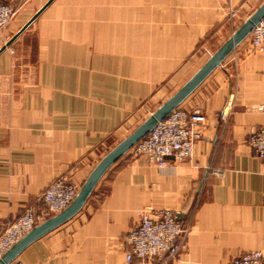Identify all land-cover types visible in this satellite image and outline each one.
I'll use <instances>...</instances> for the list:
<instances>
[{
	"label": "crops",
	"instance_id": "obj_1",
	"mask_svg": "<svg viewBox=\"0 0 264 264\" xmlns=\"http://www.w3.org/2000/svg\"><path fill=\"white\" fill-rule=\"evenodd\" d=\"M22 1L13 3H27L26 12L0 32V230L25 207L39 210L61 174L81 186L109 141L140 124L229 38L230 8L238 14L246 5L52 0L17 34L48 0ZM178 107L205 117L190 159L157 167L127 151L74 216L9 264H228L244 252L264 255V158L247 144L264 126V49L246 36ZM156 209L177 213L185 245L174 259L127 262L137 211Z\"/></svg>",
	"mask_w": 264,
	"mask_h": 264
},
{
	"label": "built area",
	"instance_id": "obj_2",
	"mask_svg": "<svg viewBox=\"0 0 264 264\" xmlns=\"http://www.w3.org/2000/svg\"><path fill=\"white\" fill-rule=\"evenodd\" d=\"M16 11L14 5L0 1V30L7 26ZM249 36L252 48L264 49V17L254 25ZM230 109L227 102L220 114L221 119L227 118ZM204 119L199 109L176 107L137 141L129 152L133 156H144L157 167L188 160L192 156L194 142L201 137L198 125ZM247 144L258 157L264 158V126L251 130ZM78 189L69 174H61L53 179L40 195L39 210L27 206L15 220L0 230V257L38 223L69 206ZM187 233V226L172 210H139L134 225L125 237V260L174 259L181 252ZM11 264L22 262L15 260ZM228 264H264V255L258 250L248 251L234 257Z\"/></svg>",
	"mask_w": 264,
	"mask_h": 264
},
{
	"label": "water",
	"instance_id": "obj_3",
	"mask_svg": "<svg viewBox=\"0 0 264 264\" xmlns=\"http://www.w3.org/2000/svg\"><path fill=\"white\" fill-rule=\"evenodd\" d=\"M48 0L17 32L19 34L27 27L39 13L51 2ZM264 17V1L259 7L232 33V35L209 57V59L167 100L158 106L146 119H144L133 131L110 149L95 165L88 177L79 187L73 201L61 212L38 223L31 231L21 237L1 257L0 264H9L17 258L20 252L31 242L51 231L74 216L91 195L98 181L107 169L130 148L144 137L158 121L163 119L198 86V84L215 68L222 60L251 32L255 24Z\"/></svg>",
	"mask_w": 264,
	"mask_h": 264
},
{
	"label": "rangeland",
	"instance_id": "obj_4",
	"mask_svg": "<svg viewBox=\"0 0 264 264\" xmlns=\"http://www.w3.org/2000/svg\"><path fill=\"white\" fill-rule=\"evenodd\" d=\"M14 0H12L11 2L8 1L10 4L14 5L16 8V4L13 3ZM264 0H255L253 2H249V0H246V5L243 6L241 8V11L239 10V13L237 14L235 9H231L229 10V13H228V21H229V26L230 28L228 29V36L230 37L232 35V33L259 7V5L263 2ZM6 2V3H8ZM25 3L24 0L22 1V4ZM27 3H25L22 7L20 6V8L18 9L17 8V11L14 15V17L12 18V20L7 24V26L3 29L0 30V32H5L7 31L8 27L10 26V24L14 21V19L20 14V11L21 10H26V8H24V6L26 5ZM22 11V12H23ZM26 12V11H24ZM27 15V14H26ZM236 25H237V28H236ZM232 27V28H231ZM235 27V28H234ZM250 34V33H249ZM249 36V35H248ZM250 37V36H249ZM154 108L153 109H150L148 112L145 113L144 117H142V120L145 118H147L152 112H153ZM141 121V120H140ZM139 125V122L138 123H135V124H132L129 126V128L126 130V131H122V133L120 135H116L115 136V139H111L109 141V145H108V148L107 150H110L112 149L119 141H121L120 139H122L123 137H126L131 131H133L137 126ZM48 186V185H47ZM80 187V186H78ZM45 190V189H44ZM43 190V191H44ZM42 194V193H41ZM26 208V207H25ZM187 237V236H186ZM186 240V239H185ZM185 245V242L183 244V246ZM183 248V247H182ZM259 251V250H258ZM261 252V251H260Z\"/></svg>",
	"mask_w": 264,
	"mask_h": 264
}]
</instances>
